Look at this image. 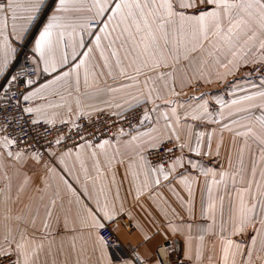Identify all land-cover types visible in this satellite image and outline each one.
I'll use <instances>...</instances> for the list:
<instances>
[{"label":"snow or ice","instance_id":"snow-or-ice-1","mask_svg":"<svg viewBox=\"0 0 264 264\" xmlns=\"http://www.w3.org/2000/svg\"><path fill=\"white\" fill-rule=\"evenodd\" d=\"M205 259L264 264V0H0V264Z\"/></svg>","mask_w":264,"mask_h":264},{"label":"crops","instance_id":"crops-1","mask_svg":"<svg viewBox=\"0 0 264 264\" xmlns=\"http://www.w3.org/2000/svg\"><path fill=\"white\" fill-rule=\"evenodd\" d=\"M30 48L31 46L29 45V52H30ZM257 68H261L260 65L256 66ZM253 66L249 65L247 67L241 68L240 72H238L236 74V77H229L228 79H238L240 77H243L246 73L252 72V78L255 79L257 76H259L261 73L258 71H252ZM109 83H111V81H109ZM225 88L226 85L223 83H219L215 81V78L213 77V82L212 83H201L199 87H192V88H185L184 92L190 93V94H199V92H207L210 95H221L224 96L226 99L230 98L227 96L226 92H225ZM119 98V95L118 97ZM89 103H93V104H97L100 107H104V105H102L100 103V101L98 100H94V101H89ZM224 139H225V148H229L231 146V135L227 132L224 133ZM225 156H226V152L224 150H222L221 152V156L218 158L219 163L223 164L224 167H227V163L225 160ZM247 160V157H246ZM235 162V161H234ZM196 222H201L200 218H199V214H198V207H197V221ZM120 239L123 241V243L129 247L131 245V247H135L137 240H138V235L133 233L131 235L128 234V229L125 226H121V230H120ZM170 240H175L176 241V247L178 250V253L182 255L183 250H184V245H185V241H184V237L180 236V235H176V236H169ZM162 238L158 237L156 241H154L151 245H149L150 248L153 249V251L155 250V244L161 242ZM193 247H195L198 244V241L195 239V234H194V238H193ZM130 248V247H129ZM141 252L144 251V249H140ZM203 264H216V261H212L209 262L207 259L204 260Z\"/></svg>","mask_w":264,"mask_h":264},{"label":"built area","instance_id":"built-area-1","mask_svg":"<svg viewBox=\"0 0 264 264\" xmlns=\"http://www.w3.org/2000/svg\"><path fill=\"white\" fill-rule=\"evenodd\" d=\"M25 51V56H27L29 59H30V52H29V47L27 49L24 50ZM21 63L23 64L24 63V57H21ZM27 71H31V66H28L27 68ZM83 119V123L85 125H88V119L85 117V118H82ZM95 125L97 128H100L101 126V123L104 122V121H107L108 122V126L107 127H104V128H101V131L103 132L104 134V137H107L109 135H111L113 132L116 131V128L115 127H112V121L115 120L114 117L110 118L107 114V112L105 113H100V114H94L93 117H92ZM120 122H117V124H119ZM60 127H63L62 125ZM75 131V129L73 130ZM103 137L100 136L99 133H97V139H101ZM69 144H71V141H69ZM122 244L124 245V251L128 252V251H131V248L127 247L123 241L121 240ZM176 253H178V250H177V247H176ZM173 259L175 260L176 259V256L174 255L173 256ZM187 264V262H186Z\"/></svg>","mask_w":264,"mask_h":264}]
</instances>
